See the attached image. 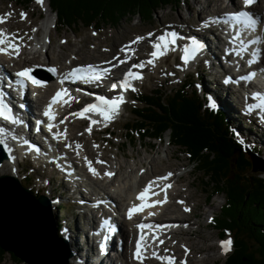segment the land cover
Returning <instances> with one entry per match:
<instances>
[{"label": "rangeland", "instance_id": "1", "mask_svg": "<svg viewBox=\"0 0 264 264\" xmlns=\"http://www.w3.org/2000/svg\"><path fill=\"white\" fill-rule=\"evenodd\" d=\"M30 1L27 2L26 5L21 6L17 4V0H0V14L5 15L6 17V19L1 18L3 19V21H5L2 24L5 25L13 35L15 34L21 37V44L25 47V49H26V46L28 45V42L30 43L29 40H31V34H30L31 26H33L32 27V33H33L34 32L33 29L35 25L36 24L38 25L39 23H41V21H47V17L49 19L54 18L55 20L54 13L50 10L48 6V0H42V3L34 2V1L32 2V0ZM204 1L205 0H188L186 3H183V4L180 3V5L178 6L177 5L165 6L164 8L159 9L156 12H154L148 21H142L137 16H134V17L128 16L124 18L122 21H120L119 23L113 24V27L107 25L101 28V31L96 32L97 34L93 33L94 32L93 30L95 28L87 29L86 27L84 28L75 27V29H71L68 27L62 28L60 25H58L59 30L57 29L55 30L56 27L54 28L52 26V23L51 24L47 23L49 25L48 27L49 30L51 29L49 33L51 32L50 37H51L52 42L50 43V39H49V45L51 46L50 49H52V53L50 56L51 57L50 61L49 62L46 61L47 62L46 64L48 65L52 63H57L59 66H61V64L62 66H65L66 64L65 62L67 60H71L72 65L79 64V63L85 64L87 62L93 63V62L100 61V59L107 60L108 58H111L110 56L114 54L115 52L117 54L118 52H122L121 49L123 47L125 49V46L128 45L129 43L128 41L135 40L137 39V37H143V39H141V41L143 42L145 41L146 37L152 36L153 34H155V31L159 30V28L163 27L164 29V26H167V27L170 26L173 22L172 20H175V19H177V21L187 20L190 23V25H192V27L194 26V29H196V27L199 25V21L201 19L204 20V17H205V14L203 13V10H202V7L204 6ZM209 9L210 11L215 12L212 6H210ZM22 10H24L23 13L26 14L25 20L24 18L21 17L20 11ZM220 10H223V9H220ZM196 15H197V19L195 18ZM37 17L38 19H36ZM49 22H52V19L49 20ZM7 25H10V26H7ZM29 25H31L30 28H29ZM52 27L55 32L52 31ZM22 29H25V30H22ZM150 30H153L151 35H149ZM72 32H76V33L73 34ZM34 33L33 35H36ZM26 37H27V41L26 43H23L22 38L26 39ZM64 39L67 40L65 44H64L65 42ZM151 40L152 39H150L149 41H147L146 44L143 45V47H145L146 49L143 48L142 51H140L139 48L138 49L134 48V51L132 48L128 49V50H131L130 53L132 55L137 56V57L140 55L141 56L140 60H146L145 63H142L144 64L143 68L146 69L145 70L146 74H144L145 81L143 85L137 88V92L139 94L152 93L154 92L155 89H158L161 92H166L165 96H168L172 93L170 92L171 90H177L181 88L184 85L183 82L185 81L188 94L192 93L193 91L199 90L200 93L199 92L198 93L196 92V93L199 95L201 99H204L202 97H204L205 94H207V95H210L214 100L218 101L219 95L216 94V96H212L210 93L202 92V89H205L206 87L210 88L206 84L210 82L207 81L209 77L205 76L206 72L204 70V67L192 66V68H186L183 66L184 63H182L181 58H179V60L175 61L174 63L170 60L167 62L160 63L157 61V59H155L156 60L154 64L155 66L153 65V63L149 64L148 61L151 59L150 57H152L151 54H149L150 56H148V53L150 52L149 42H151ZM39 55L40 56L38 60L43 61L45 57L42 54H39ZM57 56L58 58H56ZM60 57L62 59H60ZM209 92H212V91H209ZM217 92L219 91L218 90L215 91V93ZM226 101H227L226 105L233 111H236L235 109H233V107H236V106L237 108L239 107L238 105L234 106L233 104H231L227 97H226ZM131 107L141 108L142 104L136 101H133L131 103ZM125 109L126 110L124 111L123 116L121 117L119 123L117 122L113 127H110V130L108 131V133L101 135V133L104 132L106 129V127L105 128L101 127L102 130L98 129L99 131L91 135L90 137L91 139H88L89 135L86 134L85 132H82V129H78L74 135L76 136V134H78V135L87 136L86 138L88 139V142H89L88 143L89 149L91 151H94L93 153L97 155V157L99 156V157L108 159L110 162L106 164L107 166H109L110 164L115 165L116 162H119L124 167L126 166V168H122L119 171L121 175L118 173V176L116 179V183L119 185V181L124 180L125 178L128 179V176H129V179L127 182H125V184H123L124 182H122L123 192L126 190L129 184L130 178H132V176L141 169V165H142V168L146 169L147 177L152 176L151 170H150L151 166L149 164L152 158H158L160 162L158 165H163V167H167L168 164H173L178 167L185 163L184 168L180 169V171H178L179 172L178 174L179 175L190 174L188 181L195 182L196 185L195 187L191 188V190L195 191L197 196L192 199L191 206L185 207L187 209H190L191 214L189 213V215H186L183 218L186 217L187 220H190V223L193 224L191 228L188 229L189 231L195 232V233L199 232L200 236L207 239V241L205 242L206 245H214V250L204 252L203 254L196 256L195 262L196 264H225L227 255H230V253L232 252L233 242L232 240H230L229 237H233V235L231 234L229 235L228 233H225V235L221 237L220 232L217 230V228H215V225L211 226L207 224V222L209 221V215H215L216 217L220 215V212H221L220 209L222 207V204L224 205V201L226 198L225 194L223 193L215 194L214 195L215 197H212L209 201H206L207 195L211 192L212 189L208 187L206 188L203 185V183H205L206 181L208 182V178L203 179L204 175L202 171L192 170L194 165H192V161H190L189 154L174 144L173 145L168 144V140H170L169 132L164 133L161 140L151 139L147 137L142 139L141 136L132 135L131 132L133 130H137V127H135L136 119L129 112V108H125ZM227 116L228 118L232 119L230 120V122H232L231 124L233 125V128L236 130V132L240 135L241 138L249 140L251 143L255 144L257 147H258V144L256 142H259L262 144V141L264 140L263 139L264 133L263 132L260 133V130L259 129L256 130L254 126L249 129L251 125L247 124L245 119L241 116L240 112H238V114L235 115L237 116V119L236 120L234 119L235 122L233 120V116H229L228 114ZM241 117L242 119L238 120V118H241ZM76 123L77 122L75 121L69 124H72L73 126V125H76ZM125 123H127V127L124 126L125 128L123 129V125ZM80 128H82V126ZM129 129H131V132ZM254 130H255V133L253 132ZM244 133H246L247 135H245ZM108 134H113V136L110 137ZM126 135L129 138H131L132 143L130 144H132L133 146L132 145L130 146V144H128L129 138L126 137ZM254 135H258V137H255ZM97 142H99L100 145L102 146L95 147L93 144H97ZM120 143H125V147L121 149L120 146H118V144ZM240 144L242 145V143ZM90 145L93 147H91ZM146 146H148L149 148L147 147L148 148L147 149ZM242 146L245 147V145H242ZM172 150H178L177 154H175L177 157L176 160L175 159L168 160L167 153L168 151H172ZM247 150L250 151L249 149ZM259 151H260V154L253 153V152L251 153H253L256 158L261 159L260 162L258 163V166L259 168L263 169L264 168V154L261 152V148L259 149ZM97 152L99 153L97 154ZM247 156L250 157L248 154ZM95 158L93 159V161L95 160ZM142 161L143 163L140 164V162ZM261 161H262V164H261ZM74 162L79 163L76 160ZM143 165L145 166L143 167ZM20 167L22 168L21 171L27 172V175L30 176L27 182L28 184L24 182L22 185L26 186L27 189L30 190L33 195L38 196V195L48 194L49 192L48 189L44 191L41 190L40 192H38V189L36 187V186L40 187V185H45V182L40 181L41 179L39 180V178L43 176L44 171L38 170V172H36L35 170H32L33 168L31 169L30 164L27 162L21 163ZM18 169L20 168H17V171L19 174V178L17 180L20 181L21 179L20 171ZM257 171L254 172V174L257 175V173H259L261 174L259 175V177L264 179V172H260V170H257ZM39 173L41 174V176H39L40 175ZM252 174L253 173H251V175ZM146 175L144 177L145 179H146ZM143 176L144 174L141 175L139 179L141 178L142 180H144ZM57 180H58V177H56V180H54V184H51L53 186H50V188L53 187V190L57 189L56 194L51 196L53 198H55V195H58L57 194L58 188L55 187L57 185V182L55 183V181ZM136 181H137V177H136ZM22 182H23V179H22ZM181 185L184 186L185 183H179V182L176 183L173 186L172 191L181 187ZM32 186L34 187L32 188ZM115 188L116 186L114 185V183H112L109 189L118 190ZM204 189H206V192L204 191ZM61 201L64 204L62 207H60V205H57L56 206L58 207V210H57L56 208L54 209L51 205V211H50L51 214H53L54 216V218L52 217V221L55 220L53 221V223H54L56 235L58 237L61 236L60 228H61V224H64L61 222V219H65V218H68L69 221H72L73 219L76 221L78 219V222L81 225V230H83L84 226H82L81 223L83 222L84 224V220L83 218L79 219L80 217L78 216L80 213V209L83 207L78 208L77 202L71 203V201L69 202V200L65 199L64 197L61 198ZM174 202H176V200H174ZM176 204L178 205L177 202ZM176 210H178V208ZM179 214H177V216H179ZM55 222L60 226V227L57 226V229L55 227V224H56ZM186 223L187 221L185 222V224ZM83 234L84 232L82 233V235ZM237 234L240 235V233H237ZM61 237H63L64 241H67V239H65L63 235ZM244 237H245V234H244ZM183 238L184 237H182L181 234H175L174 236L170 237L169 242L174 241L176 243L178 240L183 239ZM226 238H229V239H226ZM217 239L222 240V242L229 241V240L231 241L230 250H228V253H226L224 257L221 255L222 251L220 250V243L217 242ZM169 242H167V245H166V247L168 248L170 247V245L168 244ZM67 244L69 247V243ZM166 247L162 248L161 250L163 254L166 253L165 251ZM169 250L170 248L167 249V252H170ZM61 254H63V252H61ZM130 257H131V254H128V258ZM72 258L73 256L70 258V261H73ZM17 259L19 262L13 260L9 253H5L2 256V261L0 262V264H27L26 262H23L19 258ZM203 259H205L206 262H202Z\"/></svg>", "mask_w": 264, "mask_h": 264}, {"label": "bare ground", "instance_id": "2", "mask_svg": "<svg viewBox=\"0 0 264 264\" xmlns=\"http://www.w3.org/2000/svg\"><path fill=\"white\" fill-rule=\"evenodd\" d=\"M234 1H235V4H237L238 0H234ZM260 4H262V3H260ZM210 6H212L214 8L215 12L210 11V9H209ZM220 9H223V10H220ZM227 9H228V5H225L223 0H205L204 1V6L202 7V10H203V13L205 14V17H204V20L201 19L199 21V25L196 27V29H194V26L192 27V25H190V23L187 20H185V21L184 20H181V21L178 20L177 21V19L172 20L173 22H172V24L170 26H168V27L164 26V29H166L168 31H173L177 35H181L187 41L179 40V42L181 44H184V43L185 44H190V48L192 49V51L198 53L199 55H201L200 59L202 60V62L199 65H197V66L204 67L203 63L205 61V62L208 63L207 69L216 68L218 60H219V55L222 54L221 53V49L218 48L217 38L213 34L212 30H210V28L204 27V21H205L206 16L214 15L216 13V11H218V12L228 11ZM260 11H261V9H260ZM46 22L48 24H51L48 21H46ZM46 22L43 21L40 24V26H39L37 31L39 33V29H42L43 33L45 34V38L46 37L48 38L47 33H49V28H48L49 25L45 24ZM0 26L3 29V31H5L9 35L10 38L15 37V39H13L11 41H14L15 44H16V41H17L16 45H17V48H18L19 53H20L19 55H17L18 52L13 51V54L16 55L15 57H11L8 52H7V54H4L5 57L1 61V63L5 66V69L12 70L13 67H15V64H19V63H21L22 66H24V67H28L29 66V68H31L30 66H33V65L58 66L57 63H52V64H48V65L46 64L47 62L50 61V58H51L50 56H51V53H52V49H50V47H51L50 45L47 47L46 52L44 53V55H43V50L41 49L40 52L37 55H35L34 57L30 58L28 53L26 52L25 47L21 44V37H19L18 35H15V34L13 35L10 32V30L5 25H3L2 23H0ZM7 26H10V25H7ZM25 29H22V30H25ZM47 29H48V31H47ZM37 31L35 32V34L37 33ZM158 32H159V30H156L155 34H153L152 36L146 37L145 41H143V42L140 40L137 43H132L136 39L132 40V41H128L129 42L128 45H130V48H132L133 51H134V48H136V49L139 48V50L142 51L143 48H145V47H143V45L146 44L147 41L152 39ZM22 37H23V35H22ZM26 41H27L26 39L22 38V42L23 43H26ZM51 42H52V40L50 39V43ZM28 44H29V42H28ZM197 44L200 45V48L198 50L195 49V45H197ZM0 47L6 48L7 50H9V47H8L7 43L4 44V45H0ZM122 49H124V47ZM130 51L131 50H124L122 52H118V54L116 52L114 54H112L110 56L111 58L107 59V60L112 59V61L109 63V65L106 66L108 68V70H115L117 68V66H118L116 64V62L118 60H121V59L125 58V57L129 58L131 61H134V62L140 61L141 56L140 55L138 57L134 56V55H132L130 53ZM39 54H42L45 57V59H43V61H39L38 60V58L40 56ZM134 54H135V52H134ZM20 55L21 56L22 55H26L27 57H25L22 60L17 61L16 58L19 57ZM56 58H58V56ZM150 58H151L150 60L154 59L153 57H150ZM190 58H191V56H190ZM60 59H62V58L60 57ZM155 59H154L153 65L156 62ZM107 60H103V61H107ZM11 62H13L15 64H13ZM95 63H99V62L97 61ZM124 63H126V62H124ZM190 63H191V60H188V62L184 63L183 66L186 67V68H192V66H196L195 63H191V64ZM87 64H93V63L87 62L85 64L79 63V64H76V65H84L85 68H86ZM69 65L70 66H67V64H65V66H62V64H61V66H60L61 73H65V71L67 69H70V68L76 66V65L72 66L71 63ZM121 65H124V64H121ZM144 70H146V69H144ZM67 73H69V70H68ZM209 82L211 84L215 83V81H213V82L209 81ZM206 84L209 86V83H206ZM216 84L218 86H220V89L215 88L214 90H210V88L206 87L205 89H202V92L210 93L212 96H216V94L219 95V99H218L217 102L223 104L224 109L227 112V114L229 116H233V120L234 119L236 120L237 116H235V115H237L238 112H240V113L242 112V110H240V97L239 98L234 97V99L236 100V103H234V99L230 100L231 96L233 95V91H231V87L230 86H222V84L220 82H216ZM201 85H202V83H201ZM222 89H224V92L221 91ZM217 90L219 92L215 93V91H217ZM209 91H212V92H209ZM225 96L228 98V100H229V102L231 104H233L234 106L235 105L239 106L238 108H237V106L233 107V109H235L236 111H233L232 109H230L226 105L227 101H226V97ZM27 97H29V96L27 95ZM27 97H24V98L30 99V98H27ZM10 98H11V96H10ZM65 103H67V102H65ZM27 104H28V106H30V102H28ZM35 107H40V106L39 105H34L32 108L27 109V112L19 110L18 106L15 107V113L20 116V119L18 120V122H16V126L18 128H15V130H14V134L15 135H18V134L22 133L24 131L23 130L24 127H27V129H30L31 122H30V119H29V115L34 110ZM118 115H120V111H118ZM241 116H242V113H241ZM116 117L117 116H115L113 119L116 120ZM241 119H242V117L238 118V120H241ZM235 120H234V122H235ZM2 121L4 122L3 127H6L7 124L5 123V120L2 119ZM236 122H238V121H236ZM81 126H82V123H79V122H77L76 125H73V126H72V124L67 123V127L62 132L63 135H61L62 139L58 143V148L65 153V155L68 157V159L71 160L78 169L83 171L82 174H79V177H83L84 178L83 185L92 188V178L86 172L87 168L79 167L78 163L74 162L75 160L76 161L80 160V159H77L78 156H79V154L76 153L77 145H81L80 148L84 152V154H85V156L87 158V161L91 162L92 167L95 170L105 169L106 168V164L109 163L110 161L108 159H106V158H103V157H99V156L97 157V155H95L93 153L94 151H91L89 149V147H88V143H89L88 139H91L90 137H91L92 134L89 135L88 139L86 138L87 136H85V135H78V134H76V136L74 135L75 132L78 129H81L80 128ZM102 128H105V127H102ZM102 128H99V129L102 130ZM244 134L247 135L246 133H244ZM254 136L258 137V135H254ZM0 140L3 141L2 137H0ZM7 140H8V144L10 146H12V148H13V150H12L13 154L17 150H20V151L23 150L24 152L26 151V148H24V149L17 148L16 145H15V142H13L10 138H8ZM63 140H65V142L62 143ZM256 143L258 144L259 149L261 148V152L264 154V140L262 141V144L259 143V142H256ZM2 146L6 147L4 144H2ZM50 147H51L50 148V154L56 155L55 149L52 146H50ZM147 147L148 146H146V148ZM38 149H40V151L47 152V149L45 147L38 148ZM177 151L178 150L168 151V153H167L168 160H171V159H173V160L175 159L176 160L177 157H176L175 154H177ZM32 153H33V151H30V148H28V151L25 154H26L27 157H31V156H33ZM246 153L250 156L249 157L250 161H251V158L255 159L256 168L258 170H262L258 166V163L260 162L261 159L256 158L255 155L253 153H251V151L247 150ZM95 157H97V158H95ZM94 158H95V160L93 161ZM100 159H102L104 161V163H97L96 162L97 160H100ZM24 162H27V163L30 164V160H24L23 159L22 163H24ZM142 163H143V161L140 162V164H142ZM159 163L160 162H159L158 158H152L150 160L149 164L151 166V169H150L151 170V174H152V176H150L151 178H154V176L163 177V176H166L168 173H172L170 178H171V181L173 180V184L174 185L176 183H178V182L179 183H185L184 186L181 185V187H179V188H177V189H175L173 191L172 190L170 192L167 191V193H166L167 199L166 200L168 202H166L164 204L166 206L163 209L164 214H169L170 212L178 211L179 209L176 210L177 206H178L176 204V202L178 200L181 202L179 204L181 206H184V207L191 206L192 199L197 196L196 192L192 191L191 188L195 187L196 184H195L194 181H188V178H189L190 174H185V175H179L178 174L179 173L178 171H180V169L184 168L185 163L180 165V166H178V167L173 165V164H168L167 167H163V165H158ZM251 164L253 165V161H251ZM261 164H262V161H261ZM17 168H18L17 161L11 162V158H10L9 153H8L7 160L4 163L0 164V176H12V177H15L16 179H18L19 178V174H18ZM32 168L35 171H37V169H39L41 171H44V179L46 180V186L45 187L48 188V190H49L48 194H46L44 196L46 198H50L51 196L56 194V190L57 189L55 188L56 190H53V187L50 188V186H53L51 184H54V180H53L52 176L53 175L60 176V175H63V174H60L59 171L54 170V169H49V168L43 169L42 166H39L38 168H35L33 166V167H31V169ZM117 168L120 171L122 168H126V166L124 167L119 162H116L115 166H114V169H117ZM262 172H264V168H263ZM122 174H124V173H122ZM133 178H135V176L130 178V181ZM128 179H129V176H128ZM128 179L125 178L124 180L119 181V185L120 186L119 185L118 186L122 187L123 186L122 182H124L123 184H125V182H127ZM144 180H145V178H144ZM144 180H142L140 178L139 181L136 184L141 187L143 185V183L145 182ZM42 181H44V180H42ZM132 184L133 183H130V185L127 186V190L124 191V192H119L118 196L116 197L117 209L118 210L123 209V211H122L123 215H124V211L126 210V208L128 206H131V204L134 205V204H137V203L141 202V200L137 199V195L141 191H139V189L135 190V188L133 190H131ZM33 187L34 186H32V188ZM36 187L38 189V192L43 190V189H41L38 186H36ZM55 187L58 188V193H57L58 195H55V198H53L52 200H55L56 198H60L61 199L63 197H65V199H68V196H66V194H70L71 195V197H69V200L70 201L74 200L73 203L78 202V201H87L89 199L88 196H82V194L80 196H78L77 192L72 191L71 188L68 189L66 187V183L64 181L62 182V180ZM115 189H117V188H115ZM100 191L102 192V191H105V190H100ZM74 196H76V198H74ZM14 199H15V195H13L10 190L4 188L1 185V182H0V232H2V233H4V232L12 233L17 228L18 222H21V220H22L21 217L23 219H26V221H27V220L33 219L35 217V215H36V217H38V220H37L38 223L33 228V230L36 233L40 234V235L43 234L44 232L48 231V227H49L48 226V224H49L48 223V216H46L43 212L39 213V209L36 208V207H32L33 205H31V204H27V206L24 207L23 209H19V213H17V212L13 213L14 212L13 210L16 209V206L14 205ZM109 199L112 200V198H109ZM174 200H176V202H174ZM57 205H60V207H62L64 204L62 203V201H60ZM18 207H20V206H18ZM78 208H79V206H78ZM191 208H193V207H191ZM152 209L153 208L148 209L149 211H143L142 212V216L143 217L152 216V215H148L149 212ZM189 213L191 214L190 209H189ZM18 214H20V218H19ZM153 215H155V214H153ZM78 216L80 217V218L77 217L79 219L83 218L85 225L86 224H88V225L92 224L91 225V227H92L94 225V222H96L95 218L98 216V214H94V215H92L91 218H89L88 215L86 216V212L84 211V208H81L80 209V213H79ZM51 217L54 218L53 214H51ZM53 221H55V220H53ZM174 221L175 222H183V223H185L187 221V224L189 226L193 225V224L190 223V220H187L186 217L185 218L178 217V218L174 219ZM61 222L64 223V224H61V228L62 227L63 228L62 229L60 228L61 236L63 235L64 238L67 239V241H65L66 244L69 243V247H68V244H67V248H68V252H69V259L73 256V258H72L73 261H69L68 264H90L89 260H90V258L92 256L95 255V251L91 247V245L86 240H84V237L82 235L83 231L81 230V225L78 222V219L76 221L74 219L72 221H69L68 218H65V219H61ZM81 224H82V226H84L83 222ZM57 226H59V225L57 224ZM128 226L133 231L132 227L134 226V222H131L129 224H126V223L122 224V237L124 238V241L126 242L124 244V247L122 248V255L124 256V259L125 258L128 259V250H129V243H130L129 242V236L127 234L128 230H129ZM185 231L186 232H184V233L183 232L177 233V234H181V236L184 237V238L178 240L176 243L174 241H170L169 242L170 237L174 236L175 234L166 235L164 238H162L164 243L160 244L159 246H156L154 248V251H152V249H151V246H152L151 242L150 241L145 242L142 245V249H141L142 258L144 259V263L145 264H165V263H163L164 261L159 260L155 256H153V253H156L158 256L174 257L175 261H176V264H179L181 261H185L186 264H196V262H195L196 256H198L200 254H203L204 252H208V251L214 250V245H206L205 242L207 241V239L202 237V236H200L199 232L195 233V232H191V231H189L187 229ZM35 232H34V235H35ZM21 233H22V235L21 234H17V233H15V235L18 238L27 239L26 237L23 236V235H25V232L21 231ZM61 238H63V237H61ZM167 242H169L168 244L170 245V247H169L170 248V250H169L170 252L166 251V253L163 254L161 252V250H162V248L166 247ZM110 244H111V246H110V249L108 250V252L111 251L112 246H113V243H110ZM46 245H49V243L46 242ZM69 248H70V250H69ZM169 248L166 247V249H169ZM185 248L188 249L187 253L185 252ZM53 253H56V251L54 250ZM151 254H152V256H149ZM53 257H56L55 254H53ZM131 258L132 259H136L134 254L131 255L130 259ZM109 259H110V257L106 254L104 256L101 264H111V261ZM202 262H206L205 259H203ZM112 264H113V261H112Z\"/></svg>", "mask_w": 264, "mask_h": 264}, {"label": "trees", "instance_id": "3", "mask_svg": "<svg viewBox=\"0 0 264 264\" xmlns=\"http://www.w3.org/2000/svg\"><path fill=\"white\" fill-rule=\"evenodd\" d=\"M29 1L18 0L19 4ZM187 1L48 0V6L57 24L75 29L113 27L128 16L148 21L157 10ZM186 88L184 84L168 96L159 90L142 95L139 100L143 107L135 111L137 133L144 139L161 138L169 132L172 144L186 151L196 171L203 172V179L208 178L203 183L212 189L207 200L225 194L220 215L214 221L221 237L225 233L233 235V250L225 264H264V179L259 173L251 175L247 149L236 142L224 113L206 107V101L195 91L188 94ZM4 254L0 247V261Z\"/></svg>", "mask_w": 264, "mask_h": 264}, {"label": "snow or ice", "instance_id": "4", "mask_svg": "<svg viewBox=\"0 0 264 264\" xmlns=\"http://www.w3.org/2000/svg\"><path fill=\"white\" fill-rule=\"evenodd\" d=\"M39 3H42V0H38ZM244 2V6L250 7L253 3H255V0H243ZM26 14L21 13V17L25 18ZM241 17L246 18V22L247 25L252 27L253 30H255V25L257 24V21L255 19H253L249 13L247 12H241V13H236V14H232L231 18L232 19H240ZM5 21H3V19H0V23H3ZM151 35V34H149ZM15 39V37L9 38L8 35L2 31H0V45H4V44H8V47L11 48L13 51L16 50L17 46L11 43V40ZM141 39H143V37H137V39L135 41H133L132 43H137L139 42ZM166 38L165 37H160V40L163 42ZM253 43H260L261 41L257 38V40L252 41ZM153 47L155 49H157L156 51H153L151 53V56L155 59L158 58L160 55H163V51H160L162 45L161 44H156L153 45ZM163 47H166V45H163ZM200 45H195V49H199ZM130 49V45H126L125 49H122V51L124 50H128ZM7 49L0 47V53H5L7 54ZM185 55L183 57L185 63L188 62L190 56L192 53H190L189 49H185ZM124 62V61H121ZM154 60H149L148 63L151 64L153 63ZM133 67L136 68H143L144 64H139V65H134ZM52 71H55L54 69H51ZM16 75L18 77L21 78H26L28 79L31 83L37 85V86H43L41 84V82L37 81L34 79V77H32L31 75V69H24L18 73H16ZM102 73L97 71L95 69L94 66L89 65L86 68H74L72 69L71 72L67 73L64 77V79H71L73 82H75L76 79H82V80H90V79H94V80H99L101 79ZM129 78H133V79H142V76H140L138 73H133L131 70H129L128 73L125 74V78L122 82H120L119 87H121L122 89H127L129 88L131 85L129 83ZM63 82V81H62ZM117 87L116 84L112 85V88L115 89ZM133 91H135V89H132ZM62 95H67V90L66 89H62L60 91H58L55 96L53 97L52 101L49 104V109L51 108V105L53 103L58 102V100L60 98H62ZM97 100L99 101L98 104H90L85 106L82 111L80 113H75V115L78 116H83L85 113H89V112H98L101 116H104L105 119H109V118H113L116 114H118V108H119V104L123 103V97H116L113 100H107L104 97H98ZM45 115L49 117V119H53L54 117L51 115L50 111H46ZM0 118H3L4 120H9L11 118L10 116V109L8 108V106L3 103V101H0ZM63 122V121H61ZM92 123H97V121H92ZM54 125L49 124V130H51V128ZM88 131H91V128L88 129ZM57 136L63 135L62 133H57ZM0 143H3L2 140H0ZM67 146V145H66ZM95 147H99L98 145H94ZM80 145H77V148H79ZM86 163H88L89 166V171L92 172L94 175L97 174L96 170L92 167V164L90 161H87V158H85ZM97 163H104V161L101 160H97ZM105 175L111 177L113 175V173L111 172H106ZM172 175V173H168L166 176L163 177H158L157 180H162V181H167L169 179V177ZM155 181L150 182L138 195H137V199L144 201L147 198L148 193L152 190L153 185L155 184ZM158 186V185H157ZM171 187L170 184H165L162 191H165L166 193V189ZM153 195H158V193L156 192H152ZM166 195H165V200L164 201H154L153 204H141L139 206L134 205L133 207L129 208L128 210V216L131 219L132 215L135 212L138 211H143V209L145 207H153L157 204H162L164 202H166ZM186 211H188L189 209H185ZM154 213H149V215H153ZM137 227H139L140 229H145L148 227H153L151 225H145V224H139ZM154 239H156L155 237H153ZM144 240V236L142 235L140 237L139 240H137L136 242V251L134 253V256L137 260H141L142 259V253H141V249H142V244L141 241ZM160 244H163L164 241L160 240L159 241ZM230 245H231V241H224L221 243V247L222 250L227 252L228 250H230ZM165 251H167V249H165ZM188 249L185 248V252L187 253ZM153 256H155L157 259L162 260L165 262V264H176L175 258L174 257H166V256H158L156 253H153ZM180 264H186L185 261H181Z\"/></svg>", "mask_w": 264, "mask_h": 264}, {"label": "water", "instance_id": "5", "mask_svg": "<svg viewBox=\"0 0 264 264\" xmlns=\"http://www.w3.org/2000/svg\"><path fill=\"white\" fill-rule=\"evenodd\" d=\"M6 159L7 156L0 144V164ZM251 161H253L251 173L254 174L258 169L255 166V159L251 158ZM0 182L4 188L12 190L15 193L11 192L15 195L14 205L16 209L13 210V213H19V209H23L27 204H31L33 205L32 207L39 209V213L43 212L48 216L49 223L48 231L40 235L33 230L38 223V217H36V215L33 219L27 220L28 222L21 217L22 220L18 222L14 232H0V247L5 252L12 253L27 264H67L69 258L67 244L56 235L48 200L44 196L35 198L28 190L24 189L13 179L0 177ZM18 216L20 218V214H18ZM21 231L25 232L23 236L27 239H21L15 235V233L22 235ZM46 242L49 243V245H46ZM54 250L56 253H53ZM61 252H63V254H61ZM53 254H55L56 257H53Z\"/></svg>", "mask_w": 264, "mask_h": 264}]
</instances>
